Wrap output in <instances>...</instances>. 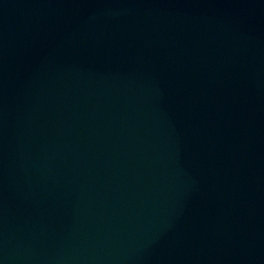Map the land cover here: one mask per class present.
Listing matches in <instances>:
<instances>
[{
  "label": "water",
  "instance_id": "95a60500",
  "mask_svg": "<svg viewBox=\"0 0 264 264\" xmlns=\"http://www.w3.org/2000/svg\"><path fill=\"white\" fill-rule=\"evenodd\" d=\"M0 264H264V0H0Z\"/></svg>",
  "mask_w": 264,
  "mask_h": 264
}]
</instances>
